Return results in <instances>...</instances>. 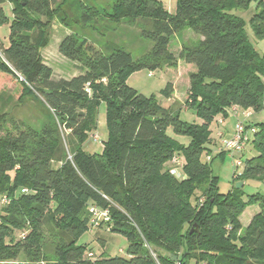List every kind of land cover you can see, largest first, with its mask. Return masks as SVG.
<instances>
[{
    "label": "trees",
    "instance_id": "1",
    "mask_svg": "<svg viewBox=\"0 0 264 264\" xmlns=\"http://www.w3.org/2000/svg\"><path fill=\"white\" fill-rule=\"evenodd\" d=\"M253 2L250 24L263 40L264 0H177L174 15L159 0H114L99 21L91 0H0V27L9 29L8 45L0 41V76L19 82L22 99L31 97L44 110L31 126L0 107V199L8 201L0 204V264H264V194L245 199V186L236 188L239 181L264 182V123L246 124L254 129L249 145L257 155L246 160L228 194L219 190L207 147L216 116L233 107L264 110V57L232 13ZM57 21L69 29L95 21L93 31L104 37L130 21L152 46L135 59L116 43L97 49L70 33L59 53L78 72L57 78L41 53ZM185 26L202 39L176 56L170 43ZM180 61L194 68L186 106L201 124L183 121L181 109L165 108L127 84L133 72L176 70ZM162 94L171 99L173 84ZM102 103L108 139L102 154H90L83 145L96 132ZM170 131L191 142H177ZM175 158L180 177L171 173ZM253 205L260 210L243 228L241 216ZM91 206L108 210L111 220L93 227ZM50 225L59 230L51 258L41 232ZM103 227L126 238L125 257H91L79 245Z\"/></svg>",
    "mask_w": 264,
    "mask_h": 264
},
{
    "label": "rangeland",
    "instance_id": "2",
    "mask_svg": "<svg viewBox=\"0 0 264 264\" xmlns=\"http://www.w3.org/2000/svg\"><path fill=\"white\" fill-rule=\"evenodd\" d=\"M92 3H96L100 10V16L96 21L103 18L104 13L111 10L114 0H91ZM163 3L166 10L171 14H176L177 0H159ZM256 2L250 4L245 10H234L232 13L240 17L245 24V33L249 39V42L255 48V50L264 57V39H258L254 30H252L250 21L256 11ZM4 11L9 19H12V6L10 3L4 5ZM93 21L90 25L78 24L71 29L63 26L60 22H55L51 31V43L43 50L42 57L45 63L52 67L54 74L57 78H71L78 72V65L59 53V46L65 36L73 33L79 36V38L87 37L94 44L97 49H103L104 45L109 43L118 44L123 47L127 52H130L135 59H138L141 54L150 50L152 44L149 40L141 37L140 30L137 24L132 22H124L115 26V29L102 36L93 31ZM102 28L104 24L101 25ZM0 39L3 44H7L9 39L8 26L1 27ZM170 43V51L176 56L179 55L183 45L197 44L201 41V36L197 35L190 27L185 26L180 32L175 33ZM1 46V43H0ZM178 69H143L133 72L127 79V84L140 94L151 97L154 96L159 104L168 108L171 106L174 110L181 109L180 116L183 121L188 123L201 124L202 121L196 116L193 110L188 109L186 106L187 93L190 86V74L192 68L187 66L183 62H179ZM106 82V81H104ZM175 84V99L173 95L171 99H167L163 96L162 91L165 89L168 83ZM22 87L19 82L9 76H0V107L10 115V118L16 123H25L31 126H38L41 120L44 119V110L40 104L31 97H25L22 99ZM227 116L220 114L216 116L214 122L211 125V142L207 145L211 151L213 160L209 162L213 174L218 177V185L221 194H228L234 190V160L242 159L245 163L246 160L251 159L257 155V152L248 144L244 154H235L234 156L222 152V141L225 137H220V132L225 133V128L228 125L237 124L239 118H235V114L232 113V108L226 112ZM12 120L8 123L9 127L13 126ZM219 120L224 122L218 125ZM254 124L264 123V110L253 114L252 119ZM234 126V125H233ZM235 130V126L234 129ZM234 132V131H233ZM232 132V133H233ZM231 134V133H230ZM170 135L182 144L188 145L190 139L188 137L175 135L170 131ZM108 139V128L106 119V104L102 103L99 107L97 118L96 132L90 134L88 140L83 145L84 150L90 154H102L103 144ZM223 154V156H221ZM207 161V157L203 158ZM239 181V180H238ZM245 199L250 195L257 193L264 194V182L256 180H248L244 187ZM260 208L257 205L249 206L247 210L242 214L243 228L248 226V222L259 212ZM43 244L45 251L50 258L53 256V251L58 244V232L59 230L53 226H46L42 229ZM79 241V245L87 247V254L91 253L98 258L103 253H106L112 257L126 256L128 248V242L121 234L112 233L108 228L103 227L101 229H95L87 232ZM122 250V252H121ZM189 264H198L194 260Z\"/></svg>",
    "mask_w": 264,
    "mask_h": 264
},
{
    "label": "built area",
    "instance_id": "3",
    "mask_svg": "<svg viewBox=\"0 0 264 264\" xmlns=\"http://www.w3.org/2000/svg\"><path fill=\"white\" fill-rule=\"evenodd\" d=\"M86 92H90V89L87 88ZM236 108L237 107H234V110L232 111L233 114L236 113V110H237ZM244 115L248 117L251 115V112L249 110L244 111ZM223 122H224L223 120H219L218 123L222 124ZM253 132H254V129H248L246 127L245 122L239 120L237 124L235 125L234 133L231 136L224 138V140L222 141V152L226 154H230L232 156H234L235 154L242 155L243 153H245L244 151L250 141L249 139L250 135ZM219 136L223 137V134H219ZM180 164L181 162L179 161V159L175 158L173 161L174 166L171 168V173L175 175L176 177H180L182 175V170L179 167ZM233 165H234V168L236 169L233 180H238L243 174L245 163L242 161V159H235ZM25 191L26 190H24V192ZM7 202L8 201L6 197H3L0 199L1 205H4V203L6 204ZM90 213L92 214L91 223L94 225L93 227H99L102 221L108 223L111 220L108 210H101L95 206H91ZM88 254L89 256L92 257L91 253H88Z\"/></svg>",
    "mask_w": 264,
    "mask_h": 264
},
{
    "label": "crops",
    "instance_id": "4",
    "mask_svg": "<svg viewBox=\"0 0 264 264\" xmlns=\"http://www.w3.org/2000/svg\"><path fill=\"white\" fill-rule=\"evenodd\" d=\"M0 30H2V28L0 27ZM0 41L2 42V40L0 39ZM3 43V42H2ZM8 45V43L6 44V45H4V46H7ZM180 63H181V61H180ZM187 66H190L191 68H192V70H191V72L193 71V66H191V65H187ZM180 67V66H179ZM74 76H76V74L75 75H73L72 77H74ZM71 77V78H72ZM173 84V86H174V90L176 89L175 88V84H174V82L172 83ZM175 92H174V94H173V99H175ZM171 106H172V104H171ZM170 106V107H171ZM237 110H236V116H235V118L236 119H240L241 121H244L245 122V124H253V122H255V121H253L252 119H253V114L255 113V112H252L251 113V115L250 116H248V117H246L245 115H244V112H243V110H241V109H239V108H236ZM234 110V107L232 108V111ZM239 121V120H238ZM237 123V122H236ZM218 125H220L219 123H218ZM235 126V124H233V123H231V125H228L224 130H225V133H224V131L223 132H220L219 134H223V137H225V135L227 136V137H229V136H231L234 132L233 131H235V130H233L234 129V126ZM233 132V133H232ZM231 133V134H230ZM218 134V135H219ZM245 152V151H244ZM244 154V153H243ZM246 184V183H245ZM241 223H242V226L244 227V225H243V220H242V216H241ZM250 223V221L248 222V224Z\"/></svg>",
    "mask_w": 264,
    "mask_h": 264
},
{
    "label": "water",
    "instance_id": "5",
    "mask_svg": "<svg viewBox=\"0 0 264 264\" xmlns=\"http://www.w3.org/2000/svg\"><path fill=\"white\" fill-rule=\"evenodd\" d=\"M244 186H245V182H244V181H239V182H237V184H236V188H237V189H242ZM173 260H174V261H177V257H173Z\"/></svg>",
    "mask_w": 264,
    "mask_h": 264
}]
</instances>
